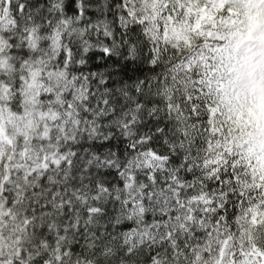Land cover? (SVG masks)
Here are the masks:
<instances>
[{"label": "snow or ice", "instance_id": "obj_1", "mask_svg": "<svg viewBox=\"0 0 264 264\" xmlns=\"http://www.w3.org/2000/svg\"><path fill=\"white\" fill-rule=\"evenodd\" d=\"M0 264H264V0H0Z\"/></svg>", "mask_w": 264, "mask_h": 264}, {"label": "trees", "instance_id": "obj_2", "mask_svg": "<svg viewBox=\"0 0 264 264\" xmlns=\"http://www.w3.org/2000/svg\"><path fill=\"white\" fill-rule=\"evenodd\" d=\"M90 15H94V13L90 12ZM102 55L101 53H97V52H92L89 54V64H88V68L90 69H101L103 67H105V65L107 63H115V62H119L120 64H124L125 61L121 59V57L118 56H113L111 58V60H98L97 57ZM130 65L129 71H128V75L129 76H135L137 74H139L140 72H146L148 71L147 66L144 65H140L139 67V72L134 71V69H136V65L133 64L131 61L127 62ZM114 144H116L118 147L122 146V142L121 141H114Z\"/></svg>", "mask_w": 264, "mask_h": 264}]
</instances>
